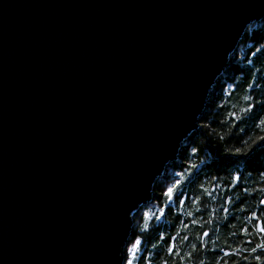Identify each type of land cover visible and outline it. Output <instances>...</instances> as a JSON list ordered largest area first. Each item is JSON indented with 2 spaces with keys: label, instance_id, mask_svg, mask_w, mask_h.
<instances>
[{
  "label": "water",
  "instance_id": "obj_1",
  "mask_svg": "<svg viewBox=\"0 0 264 264\" xmlns=\"http://www.w3.org/2000/svg\"><path fill=\"white\" fill-rule=\"evenodd\" d=\"M264 0H0V264H120Z\"/></svg>",
  "mask_w": 264,
  "mask_h": 264
},
{
  "label": "trees",
  "instance_id": "obj_2",
  "mask_svg": "<svg viewBox=\"0 0 264 264\" xmlns=\"http://www.w3.org/2000/svg\"><path fill=\"white\" fill-rule=\"evenodd\" d=\"M249 84L253 86L249 87ZM245 95L252 96L253 100L245 101ZM250 102L254 104L253 109L241 114L240 109L247 108ZM228 112H235L243 118L233 122V118L227 116ZM260 116H264V15L260 21L246 28L229 57V68L209 90L204 110L198 117L197 130L181 145L177 159L166 165L163 176L156 179L151 202L133 214L128 244L140 236L141 246L147 250L143 254L151 252L153 264H159L161 259H167L168 264H180L179 258L174 259L164 251L167 237L178 230L175 243L181 254L191 251L192 244H199V235L205 228L210 233L205 241L206 249L198 250L190 260H185V264H200L201 261L213 264L219 248L244 246L242 242L250 237L240 235L239 230L247 223L248 211L257 210L261 195L258 190L264 187V180L259 177V172L264 171V141L253 144L258 136H264L261 130L264 126H257ZM236 148H240L243 154L232 155ZM232 175H238L240 182L228 187ZM177 179H181L178 195L185 198V203L181 206L179 200L174 199L165 205L166 210L160 220H151L149 229L141 231L143 214L156 212L164 199L163 190ZM201 186L210 189L215 198L203 195ZM245 188L249 192L257 191L248 195L242 191ZM197 196H200V201L193 205L192 200ZM226 199L232 203L224 204ZM224 208H228L227 214ZM185 224L187 228L183 227ZM162 233L165 241L153 249L152 245ZM185 236L188 240L183 239ZM254 236L255 233L253 244L256 242ZM236 259L228 258L229 264ZM240 264L244 262L240 261Z\"/></svg>",
  "mask_w": 264,
  "mask_h": 264
},
{
  "label": "snow or ice",
  "instance_id": "obj_3",
  "mask_svg": "<svg viewBox=\"0 0 264 264\" xmlns=\"http://www.w3.org/2000/svg\"><path fill=\"white\" fill-rule=\"evenodd\" d=\"M249 87H252V84L248 85ZM256 87H259V85H256ZM245 101H252L253 97L250 95L244 96ZM261 102H257V104H260ZM254 107L253 103H248L247 108H241L240 113H246L250 112ZM227 116H230L233 118V122L236 120H240L243 117L241 115H238L235 112H228ZM257 126L261 127L264 126V116H260L259 120L257 121ZM261 130L264 131V127H261ZM257 141H264V136H258L256 140L253 141V144H256ZM193 153L196 152V149H192ZM240 148H236L233 150L232 155H242ZM191 167H195V165H192ZM178 176H181L180 173H177ZM259 177L261 180H264V171L259 172ZM240 182V177L238 175H232L231 177V183L228 185V187H233L238 185ZM181 186V179H177L174 183H171L168 185L162 192V196L164 197L162 205L156 210L155 213H149L145 212L143 214V222L141 225V231H147L149 229V222L153 219L160 220L161 217L165 213V205H169L174 199H178L180 205L182 206L185 203V198L183 196L178 195V189ZM214 187H219L218 185H214ZM203 195L205 196H211L213 199L215 198L212 196V192L208 188H204L201 186ZM244 193H247L248 195H251L252 192H256V189H253L251 192H249L248 189H242ZM260 199L257 204V210H251L248 211V214L246 216L245 225L240 228L239 233L240 235H246L250 237L249 239H246L242 242L244 246H226L219 248L217 251L219 252V255L216 256L215 261L213 264H229L228 258L236 257V260L232 261V264H240V261H243L244 264H252V261H255V264H262L264 262V187L260 188L259 190ZM200 201V196H197L195 199L192 200V204L196 205ZM232 201L230 199H226L224 201V204H230ZM224 213H228V208L223 209ZM191 215V213H189ZM254 222V223H253ZM193 224L196 223L195 220L192 221ZM211 223V221H209ZM184 228H187V225H183ZM179 230L177 233H174L170 236L165 238V235L162 233L159 238L157 239L156 243L152 245L153 249L157 248V246L161 243V241H165L167 247L164 249V251L168 254V256L175 258H179L180 264H185V260H190L194 253H196L198 250H205L206 249V238L209 237L210 233L207 228H205L199 235V244H192L191 251H186L181 254L180 249L177 247L175 241L177 239ZM253 233H255L254 239L255 243L253 244ZM232 235H236V233H232ZM184 240H188V237L185 236L183 238ZM142 238L140 236H136L134 240H132L129 244H127L121 252L120 257V264H140L141 261H143V264H153L152 261V253L148 252L145 253L147 250L142 248ZM211 251L210 249H208ZM247 253L246 255H242V253ZM159 264H168L167 259H161L159 261ZM200 264H203L201 261Z\"/></svg>",
  "mask_w": 264,
  "mask_h": 264
}]
</instances>
